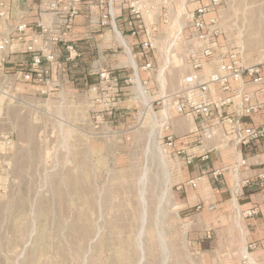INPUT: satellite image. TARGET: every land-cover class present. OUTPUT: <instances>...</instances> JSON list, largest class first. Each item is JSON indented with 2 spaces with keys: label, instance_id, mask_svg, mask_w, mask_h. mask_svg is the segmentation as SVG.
Segmentation results:
<instances>
[{
  "label": "rangeland",
  "instance_id": "rangeland-1",
  "mask_svg": "<svg viewBox=\"0 0 264 264\" xmlns=\"http://www.w3.org/2000/svg\"><path fill=\"white\" fill-rule=\"evenodd\" d=\"M219 13L229 28L221 49L264 66V0H224ZM123 38L126 43L116 36L106 47L108 69L119 77L107 94L99 72H75L42 96L36 83L0 64V264L224 260L198 246L208 237L196 216L202 210L184 204L191 193L183 174L188 165L164 137L165 121L176 140L191 138L195 146L201 135L197 117L166 109L162 100L188 73L184 56L177 52L162 72L160 51L148 72ZM131 58L139 66L137 82ZM178 120L193 130L185 132Z\"/></svg>",
  "mask_w": 264,
  "mask_h": 264
},
{
  "label": "built area",
  "instance_id": "built-area-1",
  "mask_svg": "<svg viewBox=\"0 0 264 264\" xmlns=\"http://www.w3.org/2000/svg\"><path fill=\"white\" fill-rule=\"evenodd\" d=\"M64 0H54L49 6L59 11ZM73 0L64 4L63 11H68L65 25L69 27L76 12ZM224 0H100L103 6L101 23L108 29H113L120 37L124 34L134 39L136 56L145 60L140 68L152 72L155 70L154 60L162 51L166 72L172 58L182 53L188 66V73L180 81L179 88L163 97L166 109L191 118L197 117L202 138L212 139L217 134V124L222 123L227 128L223 130L225 147L233 144L249 142L264 135V126L254 128L245 126L244 117L257 114L263 107L264 73L262 62L246 64L236 50H222V40L228 36L229 28L219 11ZM6 15L4 3L0 0V17ZM26 24H19L17 33L26 31ZM14 39L7 36L0 43V51L6 50ZM62 41L61 34L43 26L42 31L23 38L24 49L31 53L29 66L21 77L37 84L42 96L52 95L57 90V82L53 76V64L56 55L49 46H42ZM162 46L163 49L161 48ZM68 58L74 59L78 51L74 44H66ZM137 66V70L139 66ZM164 69V70H163ZM136 72V68L134 67ZM109 69L99 71V88L105 94L109 92L110 84H117L119 77ZM132 81V79H130ZM232 106V112L225 111L226 106ZM169 119V118H168ZM166 147L175 146V134L170 122H164ZM213 147H208L201 155L202 160L210 158ZM180 153L184 149H180ZM195 155L187 156V164L194 163ZM242 163H245L243 160ZM218 176L220 170H214ZM206 170L191 178L189 184L197 188L207 176ZM245 183H251L249 179ZM257 183L264 186V170L257 175ZM198 209L202 206L198 205ZM215 206L209 207L210 210ZM259 211L258 206L245 211L247 216H254ZM209 237L211 235H208ZM257 243L248 245V250L254 249ZM244 254L243 262L248 263L249 253Z\"/></svg>",
  "mask_w": 264,
  "mask_h": 264
},
{
  "label": "crops",
  "instance_id": "crops-1",
  "mask_svg": "<svg viewBox=\"0 0 264 264\" xmlns=\"http://www.w3.org/2000/svg\"><path fill=\"white\" fill-rule=\"evenodd\" d=\"M1 1L4 3L6 15L0 17L2 33L0 43L7 36H14L11 45L6 50L0 51V64L5 70L7 69L6 71H16L21 77V73L27 70L31 53L24 49L22 40L29 39L34 34L38 35L43 26L60 33L62 38L59 43H42V46L50 45L56 55L53 76L57 82V90L63 86L66 75L69 77L74 76L75 72L90 73L108 69L106 47L112 44L118 35L113 29L102 25L104 9L100 5V0H78L69 27L65 25L69 13L62 9L64 4L73 0H64L63 4H60L59 11H54L49 6L54 0ZM22 23L26 24V31L17 33L16 28ZM120 39L126 43L123 37ZM128 39L134 42L132 37L128 36ZM66 44L75 45L78 51L76 58L67 57ZM131 62L136 68V78L140 80L135 60L131 58ZM262 69L264 73V66ZM261 100L264 101V97ZM225 111L232 112V106H226ZM243 119L247 127L264 126V105L257 114ZM178 124L183 126L185 132L193 130L190 128L191 124L184 120H178ZM216 128L217 134L211 139V144L205 143V137L202 138L200 135L201 140L197 141L196 138L195 146L190 138L186 141L175 139L176 144L173 147L177 154L185 158V161L188 155L196 156L194 163L187 164L188 167L183 172L186 176L189 175V180L200 175L204 170L208 174L197 188L192 187L189 180L185 185L190 187L191 193L185 197L184 204L201 205L202 211L197 212L196 216L206 224L202 233H206L208 240L198 239V246L205 252L209 249L216 250L219 258L224 257V260L219 262L221 264L229 261L227 256L231 258L230 264H264V186L261 187L257 183L258 173L264 170V135L249 142L234 143L232 147L227 148L222 142V133L227 126L219 123ZM195 131L200 133L199 123L196 124ZM208 147H213L210 158L202 160L201 155ZM180 149H184V152L180 153ZM243 160L245 163H242ZM217 169L221 174L215 176L213 171ZM247 179L251 183H245ZM212 205L215 208L210 210L209 207ZM253 206H258L259 211L254 216H247L245 211ZM222 229H226L225 239L221 235ZM225 243L227 246L225 250L220 249ZM251 243H257V246L248 250V245ZM246 251L250 258L248 263L243 262Z\"/></svg>",
  "mask_w": 264,
  "mask_h": 264
},
{
  "label": "bare ground",
  "instance_id": "bare-ground-1",
  "mask_svg": "<svg viewBox=\"0 0 264 264\" xmlns=\"http://www.w3.org/2000/svg\"><path fill=\"white\" fill-rule=\"evenodd\" d=\"M137 80H138V79L136 78V82H137ZM139 88H140V87H139ZM143 90H144V89H143Z\"/></svg>",
  "mask_w": 264,
  "mask_h": 264
}]
</instances>
